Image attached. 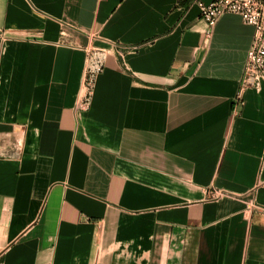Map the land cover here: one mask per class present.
Here are the masks:
<instances>
[{
  "label": "crops",
  "instance_id": "1",
  "mask_svg": "<svg viewBox=\"0 0 264 264\" xmlns=\"http://www.w3.org/2000/svg\"><path fill=\"white\" fill-rule=\"evenodd\" d=\"M208 27L193 0H0V264H264L254 29Z\"/></svg>",
  "mask_w": 264,
  "mask_h": 264
},
{
  "label": "built area",
  "instance_id": "2",
  "mask_svg": "<svg viewBox=\"0 0 264 264\" xmlns=\"http://www.w3.org/2000/svg\"><path fill=\"white\" fill-rule=\"evenodd\" d=\"M199 6L201 17L208 24V32L216 25L219 19L227 13L237 14L241 19L253 27V40L247 52L244 71L241 79L240 92L236 102L242 104L241 92L246 88H256L264 80V0H193ZM66 28L62 34H66ZM121 53V50L119 51ZM106 55L99 48L87 49L85 67L86 94L78 102V109L87 110L91 105L93 89L98 73L104 68ZM223 193L212 192L218 198Z\"/></svg>",
  "mask_w": 264,
  "mask_h": 264
}]
</instances>
